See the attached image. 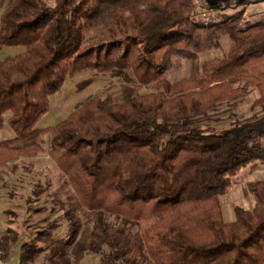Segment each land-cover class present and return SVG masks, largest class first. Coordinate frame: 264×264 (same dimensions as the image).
Masks as SVG:
<instances>
[{
  "label": "trees",
  "instance_id": "trees-1",
  "mask_svg": "<svg viewBox=\"0 0 264 264\" xmlns=\"http://www.w3.org/2000/svg\"><path fill=\"white\" fill-rule=\"evenodd\" d=\"M195 7L193 0H14L1 18L0 46L25 50L0 60V133L13 135L0 139V170L35 158L38 139L49 134V156L80 206L100 217L85 246L100 264H264V181L250 184L255 206L237 208L235 221L224 222L220 205L232 177L264 163V22L244 29L236 14L202 26ZM225 35L230 51L200 66L199 54ZM174 57L193 62L190 77L164 79ZM113 70L131 71L156 92L124 86L121 102L96 97L37 128L68 79ZM248 87L261 94L262 117L220 131L198 126ZM65 217L71 245L81 224L73 212ZM17 242L1 238L3 257ZM38 254L23 244L19 264Z\"/></svg>",
  "mask_w": 264,
  "mask_h": 264
},
{
  "label": "rangeland",
  "instance_id": "rangeland-1",
  "mask_svg": "<svg viewBox=\"0 0 264 264\" xmlns=\"http://www.w3.org/2000/svg\"><path fill=\"white\" fill-rule=\"evenodd\" d=\"M14 0H0V24L4 11ZM53 6L55 0H47ZM196 7L192 18L202 26L219 23L224 16L239 14L244 29L248 25L264 22V0H252L245 3L230 1L211 7L205 0H193ZM104 30L101 27L96 33ZM234 46L233 40L222 36L219 47L199 54V65L215 58L224 57ZM24 47L0 46V60L17 56ZM193 62L178 57L173 58L172 68L164 79L175 82L190 77ZM201 74V73H200ZM124 86L136 87L137 95L156 92L152 86H140L131 71L113 70L110 73L85 71L68 79L60 92L50 97V109L39 121L37 128L46 129L67 119L70 114L96 97L113 96L121 102V89ZM239 87L240 83H236ZM247 95L236 100H225L215 105L206 119L198 126L204 130L230 128L237 122L260 118L263 110L258 104L261 94L254 87L247 88ZM11 132L0 133V139L11 138ZM42 152L33 159H21L16 169L10 165L0 170V240L4 235L17 236V246L25 243L39 250L36 260L30 264H100L101 255L85 251L90 233L99 216L83 209L78 198L67 182L64 174L49 156L50 136L38 139ZM264 181V163L253 162L231 178V187L220 196L223 220L235 221L237 208L252 210L255 198L249 186L253 182ZM73 212L79 218L81 229L71 245L69 241L70 223L65 217ZM103 219L110 226H118L119 221L110 215ZM139 264H149L138 258Z\"/></svg>",
  "mask_w": 264,
  "mask_h": 264
},
{
  "label": "crops",
  "instance_id": "crops-1",
  "mask_svg": "<svg viewBox=\"0 0 264 264\" xmlns=\"http://www.w3.org/2000/svg\"><path fill=\"white\" fill-rule=\"evenodd\" d=\"M38 129H41V128H38ZM21 247L22 245H19L18 247L17 244H15L9 251V255L7 258L3 257V254L1 252H0V258L4 259L6 264H19V256L21 252Z\"/></svg>",
  "mask_w": 264,
  "mask_h": 264
},
{
  "label": "water",
  "instance_id": "water-1",
  "mask_svg": "<svg viewBox=\"0 0 264 264\" xmlns=\"http://www.w3.org/2000/svg\"><path fill=\"white\" fill-rule=\"evenodd\" d=\"M207 2V4L211 7H216L218 6L220 3H227V2H230V1H236V2H239V3H245V2H248V1H252V0H205ZM257 1H261V0H257Z\"/></svg>",
  "mask_w": 264,
  "mask_h": 264
},
{
  "label": "built area",
  "instance_id": "built-area-1",
  "mask_svg": "<svg viewBox=\"0 0 264 264\" xmlns=\"http://www.w3.org/2000/svg\"><path fill=\"white\" fill-rule=\"evenodd\" d=\"M0 264H6L5 260L0 258Z\"/></svg>",
  "mask_w": 264,
  "mask_h": 264
}]
</instances>
